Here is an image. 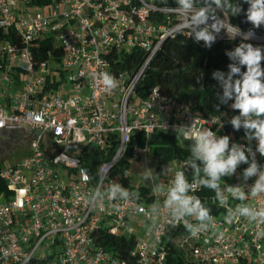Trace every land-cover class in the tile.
Listing matches in <instances>:
<instances>
[{
    "label": "built area",
    "instance_id": "built-area-1",
    "mask_svg": "<svg viewBox=\"0 0 264 264\" xmlns=\"http://www.w3.org/2000/svg\"><path fill=\"white\" fill-rule=\"evenodd\" d=\"M167 1L0 0V129L28 134L42 130L34 132L36 138L28 142L31 153L20 166L0 168V264H27L43 250L44 258H52L54 264H166L164 238L172 226L171 216L166 209L158 218L138 211L143 204L151 206L157 200L162 204L164 195H150L143 187L131 189L124 158H145L154 133L176 135L174 126L194 119L197 126L225 134L218 118L197 115L191 104L163 94L158 87L145 97L138 92L163 43L187 30L179 27L184 15ZM34 4L45 13L28 11ZM60 4L67 8L58 11ZM225 25L227 31L217 39L232 38L226 17ZM250 29L255 37L244 40L237 35L231 50L241 42L264 48V26L241 32ZM43 41L51 45L45 52L39 48ZM134 51L142 56L138 65L131 56ZM103 71L117 78L115 90L106 91L99 83L97 75ZM231 142L247 146L244 137ZM252 147L255 150V141ZM256 159L264 165L259 153ZM184 162L176 159L161 165L158 176L165 187L177 170L186 171L193 182ZM82 169L90 178L87 182ZM254 180L245 184L242 179H225L222 184L243 185L247 192ZM113 182L138 193L139 200L89 201L90 190H104ZM199 189L194 183L191 194ZM213 198L208 201L219 209L213 216L223 235L202 233L194 239L187 231L182 242L193 262L264 264V225L244 219L226 223V207L241 202L229 197L222 207ZM244 203L260 208L264 195H249ZM137 216L147 226L144 238L125 234ZM177 226L184 227L183 222ZM96 232L132 238V260H120L98 245Z\"/></svg>",
    "mask_w": 264,
    "mask_h": 264
},
{
    "label": "clouds",
    "instance_id": "clouds-1",
    "mask_svg": "<svg viewBox=\"0 0 264 264\" xmlns=\"http://www.w3.org/2000/svg\"><path fill=\"white\" fill-rule=\"evenodd\" d=\"M248 5L245 16L247 23L253 28L264 26V0H243ZM176 12L184 15L180 30L187 29L189 37L194 41L203 42L206 48H211L222 30L227 31L225 17L238 16L244 9L239 0H176ZM223 13V17L218 15ZM231 25V24H230ZM233 28L232 38L237 35L249 40L255 37L251 29L242 33ZM231 63L227 73L214 71L212 73L222 88V95H218L221 104L233 101L230 107L238 111V115L231 117L229 123L235 131L244 130V139L247 146L231 142L229 135H217L208 127L197 126L195 119L188 125L174 126L177 137L190 141V155L184 162L185 169H190L193 182H190L186 171H175L169 184L165 187L151 175V169H146L144 179L152 181V191L155 195H164L163 203L159 200L148 208L138 211L149 218H158L162 209H166L171 216L172 226L183 222L191 238H199L202 233L212 236H222L217 229L215 217L211 209L201 199L191 194L194 183L208 188L214 192V200L222 207L227 206L229 197L240 201L234 206L226 207L224 220L232 224L241 219L249 223L264 225V206L257 208L252 204L244 203L250 196L264 195V165L258 163L257 153L264 157V48L251 43L241 42L231 51L225 53ZM243 69V70H242ZM97 79L106 91L118 87L117 78L107 71L98 73ZM217 111L219 106L217 105ZM166 130V129H165ZM255 141V150L252 142ZM247 165L238 179L245 184L255 177L254 183L245 191L243 185H229L224 178H231L237 174V169ZM85 182L90 178L86 170H81ZM168 174V168L164 170ZM90 202L107 200L109 203L117 201L127 202L139 200V194L130 191L118 182H113L104 190L99 187L90 190ZM194 218L195 222H192ZM259 235V234H258Z\"/></svg>",
    "mask_w": 264,
    "mask_h": 264
},
{
    "label": "trees",
    "instance_id": "trees-1",
    "mask_svg": "<svg viewBox=\"0 0 264 264\" xmlns=\"http://www.w3.org/2000/svg\"><path fill=\"white\" fill-rule=\"evenodd\" d=\"M165 3L178 6L176 0H168ZM239 3L244 12L238 16L226 17L228 24L240 30L253 28L250 23L245 22L248 5L243 0H239ZM235 45L234 39L225 36L216 39L209 49L202 41L197 43L194 38L189 37L188 30H185L183 34L169 37L156 53L138 86L140 96L145 97L152 88L158 87L163 94L191 104L197 115L203 118H218L223 126L224 135H229L232 140L244 137L243 129L235 131L229 123L232 116L238 115V111L230 107L233 101H229L228 104L219 102L218 95H222V88L212 77V73L217 70L227 73L231 61L225 53L231 51ZM50 47L49 43L43 41L39 48L45 52ZM43 52L41 60L45 58ZM131 56L136 59L134 63L138 65L142 58L141 54L134 51ZM217 105L219 111H217ZM150 147V151L157 156L161 165L176 159L187 160L190 155L189 147L183 146L181 139L172 134L154 133L151 136ZM224 179L229 180L230 178ZM123 185L128 187L125 181ZM195 195L211 209L212 215H219V209L208 201L215 195L212 190L200 186ZM187 236L188 233L183 226L168 227L164 238L166 264H195L184 256L181 249H178L177 244ZM94 238L98 245L114 257L125 261L132 260L131 252L134 243L132 238L99 232L94 234ZM185 246L188 252L187 244ZM27 264H54V260L44 257L34 258Z\"/></svg>",
    "mask_w": 264,
    "mask_h": 264
},
{
    "label": "rangeland",
    "instance_id": "rangeland-1",
    "mask_svg": "<svg viewBox=\"0 0 264 264\" xmlns=\"http://www.w3.org/2000/svg\"><path fill=\"white\" fill-rule=\"evenodd\" d=\"M67 7L63 4L58 5L57 10L62 11ZM27 10L32 13H45V9L39 8L36 4L32 6H28ZM11 94V93H10ZM183 146H190V143L182 142ZM30 146L28 143L22 145H13L8 150L7 154L0 160V168H10L13 166H20L24 159H26L30 155ZM123 168L127 169L129 172L128 183L131 189L138 190V187H143L147 189L150 195L153 194L152 191V181H146L143 177L146 174V169H151V175L154 179H157L162 183L161 178L158 176V170L161 168V163L158 161L157 156L152 154L151 151L148 152L147 156H141L138 159H134L133 157L126 155L124 161L122 163ZM175 165V163H174ZM243 171L237 169V174L231 177L228 181L232 182L234 179L238 178L240 173ZM163 184V183H162ZM144 208H148L146 204H143ZM194 219V218H192ZM143 219L141 216L133 217L129 223L127 224V228L125 230V234L128 236L129 232L132 233L136 238H144L147 233V226L143 223ZM178 243V242H177ZM178 249H181L184 253V256L193 261V257L189 252H186V244L183 242H179ZM43 248H40L42 250ZM47 251L43 250V253H37L35 258H43L46 256Z\"/></svg>",
    "mask_w": 264,
    "mask_h": 264
},
{
    "label": "water",
    "instance_id": "water-1",
    "mask_svg": "<svg viewBox=\"0 0 264 264\" xmlns=\"http://www.w3.org/2000/svg\"><path fill=\"white\" fill-rule=\"evenodd\" d=\"M42 131L35 129L28 134L22 129H0V160H3L11 146L22 145L36 138L34 132Z\"/></svg>",
    "mask_w": 264,
    "mask_h": 264
}]
</instances>
